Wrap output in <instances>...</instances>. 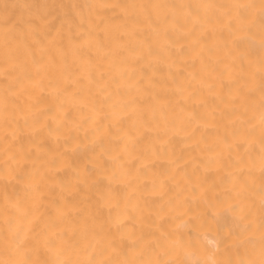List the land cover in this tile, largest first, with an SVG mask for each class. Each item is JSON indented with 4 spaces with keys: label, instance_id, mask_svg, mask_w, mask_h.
I'll return each instance as SVG.
<instances>
[{
    "label": "bare ground",
    "instance_id": "bare-ground-1",
    "mask_svg": "<svg viewBox=\"0 0 264 264\" xmlns=\"http://www.w3.org/2000/svg\"><path fill=\"white\" fill-rule=\"evenodd\" d=\"M0 264H264V0H0Z\"/></svg>",
    "mask_w": 264,
    "mask_h": 264
}]
</instances>
